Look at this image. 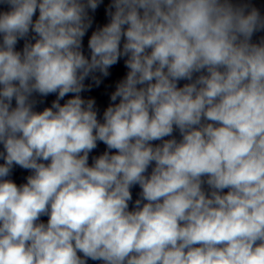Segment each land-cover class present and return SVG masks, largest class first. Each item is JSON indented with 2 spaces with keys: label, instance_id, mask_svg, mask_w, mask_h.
Here are the masks:
<instances>
[{
  "label": "clouds",
  "instance_id": "clouds-1",
  "mask_svg": "<svg viewBox=\"0 0 264 264\" xmlns=\"http://www.w3.org/2000/svg\"><path fill=\"white\" fill-rule=\"evenodd\" d=\"M89 261L264 264L255 0H0V264Z\"/></svg>",
  "mask_w": 264,
  "mask_h": 264
}]
</instances>
